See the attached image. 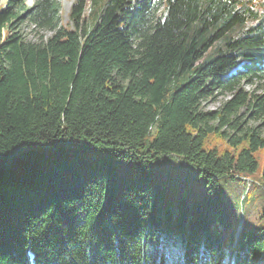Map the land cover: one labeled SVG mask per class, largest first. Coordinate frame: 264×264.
<instances>
[{
    "label": "trees",
    "instance_id": "16d2710c",
    "mask_svg": "<svg viewBox=\"0 0 264 264\" xmlns=\"http://www.w3.org/2000/svg\"><path fill=\"white\" fill-rule=\"evenodd\" d=\"M69 20L0 7V264H264V89L241 87L264 76V0Z\"/></svg>",
    "mask_w": 264,
    "mask_h": 264
},
{
    "label": "rangeland",
    "instance_id": "374dc122",
    "mask_svg": "<svg viewBox=\"0 0 264 264\" xmlns=\"http://www.w3.org/2000/svg\"><path fill=\"white\" fill-rule=\"evenodd\" d=\"M8 0H0V7H3ZM59 10V21L60 23L65 26H71V22L69 20V12L71 5L74 0H55ZM35 0H23V4L26 8H30ZM89 10V5L87 6L85 13ZM15 30L23 35L28 40L31 41H38L41 37L45 39L51 35V32L46 30H40L35 27L34 23H32L27 16H24L21 20H18L14 23ZM241 87L248 91H261L264 89V76L260 79L254 81L253 84H247L246 82L241 83ZM228 98V94H217L214 98L208 99L204 103V107L206 109H216L220 106V104ZM247 125L249 126H257L261 125V122L246 119ZM262 131H264V127H261Z\"/></svg>",
    "mask_w": 264,
    "mask_h": 264
}]
</instances>
